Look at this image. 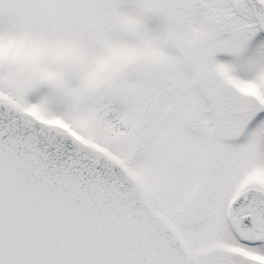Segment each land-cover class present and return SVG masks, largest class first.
Masks as SVG:
<instances>
[{"label": "snow or ice", "instance_id": "obj_1", "mask_svg": "<svg viewBox=\"0 0 264 264\" xmlns=\"http://www.w3.org/2000/svg\"><path fill=\"white\" fill-rule=\"evenodd\" d=\"M0 264H264V0H0Z\"/></svg>", "mask_w": 264, "mask_h": 264}]
</instances>
